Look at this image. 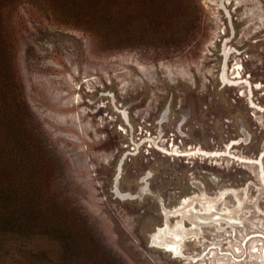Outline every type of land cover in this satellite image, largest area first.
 Returning <instances> with one entry per match:
<instances>
[{
  "label": "rangeland",
  "instance_id": "obj_1",
  "mask_svg": "<svg viewBox=\"0 0 264 264\" xmlns=\"http://www.w3.org/2000/svg\"><path fill=\"white\" fill-rule=\"evenodd\" d=\"M0 264H264V0H0Z\"/></svg>",
  "mask_w": 264,
  "mask_h": 264
},
{
  "label": "bare ground",
  "instance_id": "obj_2",
  "mask_svg": "<svg viewBox=\"0 0 264 264\" xmlns=\"http://www.w3.org/2000/svg\"><path fill=\"white\" fill-rule=\"evenodd\" d=\"M211 224H214V225L225 224L227 226L235 227L240 224V220L234 216L222 217L220 215H216V216L199 217L197 220L194 221V225L197 226V228H201L203 226H208ZM185 233H186L185 231H175L173 233V238L163 242L162 247L166 251H169L170 253H173L174 255H178V253L180 252V246L178 244V240L181 239L185 235ZM196 233L197 231H194V234Z\"/></svg>",
  "mask_w": 264,
  "mask_h": 264
},
{
  "label": "water",
  "instance_id": "obj_3",
  "mask_svg": "<svg viewBox=\"0 0 264 264\" xmlns=\"http://www.w3.org/2000/svg\"><path fill=\"white\" fill-rule=\"evenodd\" d=\"M114 183H115V180H114Z\"/></svg>",
  "mask_w": 264,
  "mask_h": 264
}]
</instances>
